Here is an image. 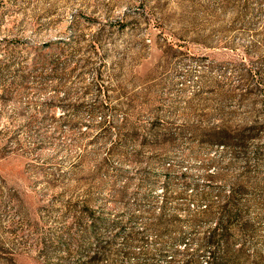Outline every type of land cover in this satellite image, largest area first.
Masks as SVG:
<instances>
[{
    "label": "rangeland",
    "instance_id": "1",
    "mask_svg": "<svg viewBox=\"0 0 264 264\" xmlns=\"http://www.w3.org/2000/svg\"><path fill=\"white\" fill-rule=\"evenodd\" d=\"M262 80L264 0H0V264H66L49 243L123 211L115 190L264 187V155L179 133L264 121Z\"/></svg>",
    "mask_w": 264,
    "mask_h": 264
},
{
    "label": "trees",
    "instance_id": "2",
    "mask_svg": "<svg viewBox=\"0 0 264 264\" xmlns=\"http://www.w3.org/2000/svg\"><path fill=\"white\" fill-rule=\"evenodd\" d=\"M2 85L4 92L12 88ZM258 88L264 92V80ZM204 118L179 133L229 151L231 167L240 161L248 165L251 156L261 161L263 147L254 143L264 134V121L256 118L237 126L232 121L206 123ZM162 134L158 128L153 129L152 142L159 141ZM228 186L216 190L212 185L206 189L199 185H162L158 192L157 186L151 185L150 190L140 187L132 196L128 189L115 190L113 196L121 199L123 211L108 218L84 206L73 226L49 244L66 254V264H198L193 244L197 252L206 254L207 264H247L258 240L264 243V235L258 234V223L264 217V187ZM76 227L79 231L74 232ZM47 248L46 255L50 252ZM181 255L184 259L178 262ZM254 257L256 262L264 260L258 254ZM122 258L126 262L121 263Z\"/></svg>",
    "mask_w": 264,
    "mask_h": 264
}]
</instances>
